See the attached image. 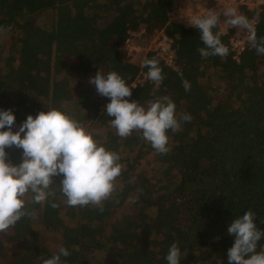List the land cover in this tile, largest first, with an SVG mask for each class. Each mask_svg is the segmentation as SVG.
<instances>
[{"label":"trees","instance_id":"trees-1","mask_svg":"<svg viewBox=\"0 0 264 264\" xmlns=\"http://www.w3.org/2000/svg\"><path fill=\"white\" fill-rule=\"evenodd\" d=\"M174 1L0 0V27L12 26L0 35V110H13V131L29 114L47 111L46 105H63L126 166L117 178L119 203L106 201L103 212L91 205L69 207L58 186L56 197L29 202L35 218L0 232L17 245L0 246V264H42L41 255L50 258L60 247L70 252L62 257L67 264H168L176 241L180 264H229L235 238L227 227L234 218L251 208L264 230V55L250 46L239 60L231 51L223 58L202 57L199 30L167 26ZM258 18L259 38L264 12ZM142 27L149 33L166 27L174 36L176 70L155 51L146 56L163 70L158 87L147 78V67L122 57L130 32ZM221 39L226 45L227 37ZM98 70L116 71L129 85L141 79L130 101L143 105L167 95L178 114L191 115L180 131L168 132L169 153H157L135 131L127 138L116 135L104 113L110 99L88 83ZM6 151L13 164L21 162L22 149ZM61 179L54 177V185ZM261 245L264 238L257 251Z\"/></svg>","mask_w":264,"mask_h":264},{"label":"clouds","instance_id":"clouds-1","mask_svg":"<svg viewBox=\"0 0 264 264\" xmlns=\"http://www.w3.org/2000/svg\"><path fill=\"white\" fill-rule=\"evenodd\" d=\"M186 19L189 26L199 30L204 44L198 48L202 57L229 55L221 33L213 31L221 24L226 29H238L237 35L246 36L256 53L264 55V37H257L254 26L258 16L249 19L236 7L227 6L207 8L202 14ZM11 29V25L0 27V35H6ZM143 66L148 69L147 78L158 87L165 79L159 61L155 57L146 58ZM88 83L95 86L98 95L110 99L104 113L111 118L116 135L127 138L135 131L159 154L171 150L168 132H178L183 123L192 120L190 114H178L176 104L167 95L144 101L143 105L126 99L132 96L137 84L129 85L116 71L105 75L98 70ZM182 84L185 91L191 90L186 79L182 78ZM46 108L47 111H40L35 117L29 114L17 131H13L16 127L13 110H0V232L15 226L22 218L34 219L36 213L28 207L29 202L43 204L50 197H56L57 186L69 207L91 205L103 212L106 201L119 203L117 178L126 167L120 154L109 149L97 138L95 129L65 106L46 105ZM13 147L23 150L19 164H13L6 151ZM61 176L60 183L54 185L53 178ZM137 192L142 194L143 189ZM51 207L58 208L59 204L53 201ZM256 217L257 213L249 208L228 225L227 233L235 238L227 253L229 264H264V245L257 251L264 230L258 229ZM68 256L69 250L60 247L50 258L43 255L39 258L42 264H67L62 257ZM166 260L168 264H180L179 241L170 245Z\"/></svg>","mask_w":264,"mask_h":264},{"label":"built area","instance_id":"built-area-1","mask_svg":"<svg viewBox=\"0 0 264 264\" xmlns=\"http://www.w3.org/2000/svg\"><path fill=\"white\" fill-rule=\"evenodd\" d=\"M227 6L236 7L240 13L248 16L249 19L256 18L260 13L264 12V0H175L168 14L167 26L177 24L186 28H194L187 24L186 18H190L194 14H202L207 8ZM221 20H223V16ZM258 25L259 18L255 19L254 26L256 30ZM217 31H219L222 36L227 37L228 42L226 45L233 53V57L236 60H239L241 54L250 47L246 36L237 35L238 29H226L225 26L221 24L217 28ZM137 34L141 36L149 34L151 50L157 52L168 66H175L177 69L176 52L173 49L174 36L167 31L166 27L156 30L153 33H149L146 27H142L138 31L130 32V37L126 40L125 44H129L132 37ZM140 81L141 79H137L133 84H137V87Z\"/></svg>","mask_w":264,"mask_h":264},{"label":"rangeland","instance_id":"rangeland-1","mask_svg":"<svg viewBox=\"0 0 264 264\" xmlns=\"http://www.w3.org/2000/svg\"><path fill=\"white\" fill-rule=\"evenodd\" d=\"M150 46H151V42L149 39V34L142 36L140 34H137L132 37L129 44L127 45L124 44L121 47L122 57L126 61H132L134 63H138L142 65L144 59H146L147 54L150 51H153L151 50ZM169 67L176 70L175 66H169ZM117 186L121 187L119 184H117ZM131 207H135V205H132ZM123 216L126 217L125 214ZM5 236L6 235L0 234V246L4 248L7 245L11 247V249L16 248L17 245H15L14 242L10 241L13 238L8 236L4 238ZM46 239L50 241L53 240V237H46ZM1 264H3V262ZM95 264H116V263L113 261H104V262H97Z\"/></svg>","mask_w":264,"mask_h":264}]
</instances>
